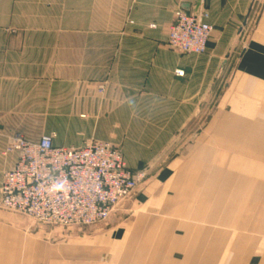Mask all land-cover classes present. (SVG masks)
Instances as JSON below:
<instances>
[{
	"label": "crops",
	"instance_id": "obj_1",
	"mask_svg": "<svg viewBox=\"0 0 264 264\" xmlns=\"http://www.w3.org/2000/svg\"><path fill=\"white\" fill-rule=\"evenodd\" d=\"M89 1L91 5L113 3ZM121 1L129 7L130 16L135 3ZM4 2L0 0V11L18 10L13 0L8 8ZM67 2L29 0L27 10L42 6L46 10L42 19H48L54 6L58 20H63ZM73 4L78 7L82 0ZM177 5L187 13H207L212 32L204 55L179 56L166 43L167 25L148 23L144 17L135 26L124 25L118 35L73 39L74 60L84 59L82 53L88 52L90 69L94 68L89 75L112 80L97 104L76 88L79 96L73 106H120L121 113L105 110L98 136L110 138L111 122L121 123L126 132L140 130L138 140L150 132L143 136L155 140V147L137 141L132 152L124 150L123 155L130 168L152 174L114 209L106 223L44 247L42 260L32 264H264V0H180ZM48 29L43 22L39 37L0 35V129L13 122L12 106L24 97L29 77L49 76L38 61L50 59V44L58 59L57 101H66V64L60 61L65 60L66 41L71 39L50 37ZM15 60L27 61L29 72L18 71L21 64L15 66ZM176 69L183 70L184 76H176ZM78 70L74 64V75L81 74ZM216 86L221 91L212 103ZM113 92L122 93V100L114 99ZM141 96L153 99L144 102V111L136 112L141 101L132 98ZM195 122L200 125L201 143L191 146V158L186 146L184 178L178 163L156 168L152 155H161L163 142L176 140L183 131L194 137ZM116 130L117 126L113 133ZM6 137L0 155L8 147ZM227 141H232V148ZM151 147L156 148L154 152ZM227 155L233 156L232 162ZM1 157L5 165H0V171L12 166L16 154Z\"/></svg>",
	"mask_w": 264,
	"mask_h": 264
},
{
	"label": "rangeland",
	"instance_id": "obj_2",
	"mask_svg": "<svg viewBox=\"0 0 264 264\" xmlns=\"http://www.w3.org/2000/svg\"><path fill=\"white\" fill-rule=\"evenodd\" d=\"M67 1L63 20H58V11H56V7L54 6H50L49 8L48 19H42L46 10L40 9L42 6H40L37 11L33 10L32 12L27 10L29 0H13L14 7L18 9L17 11H0V35L18 38L39 37L41 36V25L43 22H46L49 26L48 30L50 37L57 38L58 36H65L67 40L68 38L71 39L66 41L67 51L65 60L60 61V63L66 64L65 84L67 97L65 103L63 101L58 103L57 101L58 88L56 86L58 80V59L56 50H53V45L50 44V59L38 61L40 62L38 64L39 67L42 66L43 69L49 70V76L29 77L32 78V80H29L27 85H25L28 90L24 97L19 100V104L15 102L14 106H12L13 108L11 109L10 115L12 116L13 122L1 125L0 148L6 140V134L15 131H21L24 137L30 141H35L42 134L54 133L56 139L55 144L66 143L72 147L83 146L93 140L107 141L116 146L122 152V155L124 150L126 152H132L133 143L137 141L149 142L148 144L153 143L154 146L152 147H155V140H149L143 136L150 132H144L141 135L142 139L138 140L136 138H138L137 135L140 130L137 129L135 131L136 133L132 132V130L126 132L125 127H121V123L116 125L117 130L114 133L113 128L116 126L112 122L109 124L111 129L110 138L103 139L101 138L102 136H98L105 110L107 114H113L115 112L121 113L122 108H120V106L117 108L110 107L108 109L98 108L97 106L93 108L91 106H73L74 100L79 96L78 92L74 93L76 88L77 90L83 89L86 92L84 93L85 98H87V100H97V104L98 100L104 97L108 85L112 83L109 82L112 81L110 80L111 77L105 75H89L90 70H94V68L90 69L88 52L82 53L84 59L74 60V54L72 52L74 48L73 39L80 37L90 38L95 36L118 35L120 34V30L124 28V25L135 26L137 20L139 21L142 17H144V20L148 21V23L151 20H155L154 23L158 22L161 25L165 24L167 25L166 28H168V25L173 21L175 11L179 9V5L177 4L180 0H145L146 2L143 4L137 3L138 0H134L135 2L130 0V6L133 3H135L133 5H136L134 6L136 13L135 9L134 11L132 9L130 16L128 13L129 7H127L125 2L122 4L121 0H113L111 4L97 2L94 3V5H91L92 3L89 0H82V4L78 7H74V0ZM4 3H7V5L3 7L8 8V4L11 2L7 0V2ZM173 7H175V9H173ZM36 8L37 5H35V9ZM77 8L79 10H77ZM172 9L173 11L171 13ZM154 23H150L149 25ZM177 54L181 57L185 56L178 52ZM13 62L15 66L19 65V63L21 64L18 71L29 72V65L25 64L27 61L15 60ZM74 64H78L80 75H74ZM14 71H16V69H14ZM32 82L34 83L33 87L32 84H30ZM220 91L221 86H219V88L216 86L215 90L211 92L210 100L212 103L217 101ZM47 93H49V101L47 99ZM122 96L120 92H113V98L118 101L122 100ZM132 99H137V102L139 100L141 101L137 104L135 111L142 112L144 111V102L152 101L153 98L141 96L140 98L133 97ZM148 111H150L149 108ZM152 111L154 112V110ZM102 126L104 125L102 124ZM142 126L145 127L146 125L143 124ZM147 126L152 128L151 125ZM153 127L158 129L160 125H153ZM193 127L194 137H190L189 135L187 137L183 131L176 140L163 142L161 155H152L156 168L166 164L178 163L180 166L179 171H183L184 178L186 173L184 171L185 164L187 163V159L192 156L191 146L193 144L197 145L199 142L201 143L197 135L200 125H197L195 122ZM231 143L232 141H227V145L232 148L233 143ZM186 146H189L188 158ZM152 147L150 148V152H154L156 149ZM196 148L194 149V153L199 151L198 146ZM1 156L6 155H0V165L3 166L5 160L2 159ZM226 158L231 160V162L233 161L232 155H227ZM199 162H202V159ZM3 170L6 169H1V171ZM133 170L145 171L146 177L152 174L146 169ZM177 175L178 173H176L175 178H178ZM107 220L90 226L72 225L63 227L58 225H46L33 220L29 216L6 209L0 205V264H32V261H40L42 260V251L44 247L58 244L64 240L65 236L70 234L84 233L90 228L101 226L106 223Z\"/></svg>",
	"mask_w": 264,
	"mask_h": 264
},
{
	"label": "built area",
	"instance_id": "obj_3",
	"mask_svg": "<svg viewBox=\"0 0 264 264\" xmlns=\"http://www.w3.org/2000/svg\"><path fill=\"white\" fill-rule=\"evenodd\" d=\"M207 18L202 10L177 9L168 27V47L184 55H204L212 32ZM174 74L183 77L184 71ZM6 138L2 155L15 153L16 158L0 172V205L42 224L90 226L105 221L146 177L145 171L129 168L122 152L107 141L72 147L56 145L54 133L35 141L17 132Z\"/></svg>",
	"mask_w": 264,
	"mask_h": 264
}]
</instances>
